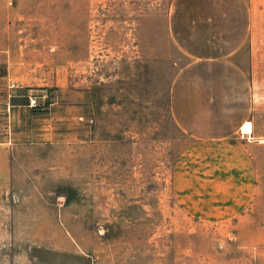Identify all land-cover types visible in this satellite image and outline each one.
Here are the masks:
<instances>
[{
  "label": "rangeland",
  "instance_id": "1",
  "mask_svg": "<svg viewBox=\"0 0 264 264\" xmlns=\"http://www.w3.org/2000/svg\"><path fill=\"white\" fill-rule=\"evenodd\" d=\"M172 2L0 0V264H264V145L251 176L202 174ZM240 182L253 208L209 207Z\"/></svg>",
  "mask_w": 264,
  "mask_h": 264
},
{
  "label": "crops",
  "instance_id": "2",
  "mask_svg": "<svg viewBox=\"0 0 264 264\" xmlns=\"http://www.w3.org/2000/svg\"><path fill=\"white\" fill-rule=\"evenodd\" d=\"M167 32L187 61L171 83L169 111L201 147L199 169L251 176L252 148L264 145V0H173ZM233 189V199L209 207L233 216L247 204L253 208L245 194L251 184Z\"/></svg>",
  "mask_w": 264,
  "mask_h": 264
},
{
  "label": "built area",
  "instance_id": "3",
  "mask_svg": "<svg viewBox=\"0 0 264 264\" xmlns=\"http://www.w3.org/2000/svg\"><path fill=\"white\" fill-rule=\"evenodd\" d=\"M29 107L30 108H35V107H37V103H36V100L35 99H31L30 101H29ZM242 136V135H241Z\"/></svg>",
  "mask_w": 264,
  "mask_h": 264
}]
</instances>
